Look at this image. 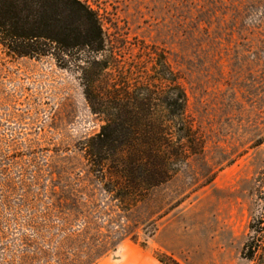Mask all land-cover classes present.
<instances>
[{
  "label": "rangeland",
  "instance_id": "374dc122",
  "mask_svg": "<svg viewBox=\"0 0 264 264\" xmlns=\"http://www.w3.org/2000/svg\"><path fill=\"white\" fill-rule=\"evenodd\" d=\"M82 1L105 34L106 68L89 74L98 92L149 95L154 124L172 118L164 94L184 92L182 157L130 199L134 183L89 156L105 121L84 76L0 45V264H97L124 243L179 264H251L241 252L262 206L264 0Z\"/></svg>",
  "mask_w": 264,
  "mask_h": 264
},
{
  "label": "trees",
  "instance_id": "16d2710c",
  "mask_svg": "<svg viewBox=\"0 0 264 264\" xmlns=\"http://www.w3.org/2000/svg\"><path fill=\"white\" fill-rule=\"evenodd\" d=\"M0 45L9 56L50 57L61 69L74 70L84 76L86 97L95 113L104 115L105 121L100 133L93 138L89 156L102 167V173V164L109 163L110 169L121 173L128 183H134L124 195L130 199L143 197L175 171V157H182V153L173 145V131L174 125L183 121L184 92L176 86L177 94H164L161 100L164 112L172 118L159 124L152 122L151 109L146 107L149 95L141 98L142 95L127 91L113 96L111 92L110 95L98 92L97 81L90 79L89 74L106 68L100 58L106 42L100 17L87 3L82 0H0ZM186 137L191 143L190 136ZM164 143L171 149L168 148L167 155L164 152L165 161L160 165L157 158L162 156ZM258 181L262 206L251 218L241 252V257L251 264H264V174ZM142 246L145 248L146 244ZM156 258L162 264H179L173 257Z\"/></svg>",
  "mask_w": 264,
  "mask_h": 264
},
{
  "label": "crops",
  "instance_id": "0c3cea01",
  "mask_svg": "<svg viewBox=\"0 0 264 264\" xmlns=\"http://www.w3.org/2000/svg\"><path fill=\"white\" fill-rule=\"evenodd\" d=\"M97 264H162L149 249L133 243H124L118 256L107 257Z\"/></svg>",
  "mask_w": 264,
  "mask_h": 264
}]
</instances>
